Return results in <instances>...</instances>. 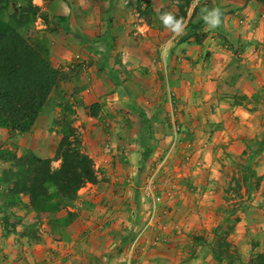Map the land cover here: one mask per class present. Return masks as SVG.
<instances>
[{
    "label": "crops",
    "instance_id": "obj_1",
    "mask_svg": "<svg viewBox=\"0 0 264 264\" xmlns=\"http://www.w3.org/2000/svg\"><path fill=\"white\" fill-rule=\"evenodd\" d=\"M178 1L32 0L47 20L43 22L38 18L40 26L37 29L48 40L52 66L59 71L61 68L69 71L67 74L70 77L74 75L73 72L80 71L79 66H84L85 61L90 68L87 72L93 80V92L96 96L84 94L86 116L82 124L77 122V126H81L78 129L81 149L94 163L97 182L87 184L79 192L86 206L77 213L78 218L71 227L73 231L75 228L79 229L80 236L64 237L60 242L46 236L42 242L33 243L14 231H3L4 228L0 225V264H72L75 253L69 248L85 244L93 245L90 250L97 249L94 256L98 258L99 264H104L105 258L109 259L108 264L120 261L129 264L133 257L148 261V246L154 243L157 245L158 236L162 235L163 242L168 241L169 244H161L156 251L150 248V254H153L155 260L162 257L173 260L179 256L180 248L176 247V242L181 236L176 237V234L182 232L184 225H188L193 202L197 203L196 198H200L198 194L203 193L200 189H207L204 186L208 183L214 185V179H224L219 174L220 164L216 153L229 145L230 151L240 154L244 149L243 140L258 137L251 132L254 127L250 117L258 114L253 107L264 110V5L245 0H192L189 15L174 34L170 32L173 28L165 23L154 26L155 17L160 19L166 10L171 9L177 13ZM190 20L198 26L194 31L188 30ZM131 32L132 35H129ZM200 32L207 33L210 41L221 36L224 42L217 43L218 45L213 42L210 45L206 41L205 46L206 42L201 45L193 37L184 40L181 49L186 48L191 65L187 76L184 72L182 75L177 70L174 71L175 79H180L182 83L181 91L177 88L175 93L165 90L162 93L145 92V99L158 97L159 104L156 107L152 104L139 107L136 104L125 113L112 111L109 115L112 123L107 119L106 126L103 125L104 119L103 123H99L102 105L97 97H101L106 81L93 74L95 66L90 67V63L98 65L99 62H106L107 66L112 67L110 72L116 79L120 73H125V69H140L139 66L151 68L156 63L159 79L167 83L166 80L171 79L168 75H172L168 68L172 65L174 69L185 67L186 62H177L175 55L169 62L157 59V51L150 48L152 42L155 39V43H158L162 39L173 43L172 40L179 34L185 33L187 38ZM170 34L173 36L172 40L168 38ZM145 48L146 51L154 52V57L144 56L142 59V50ZM201 48L204 52L211 53L213 67L218 73L222 71L223 82L229 83L230 88L224 91L227 93L226 102H218L216 98L212 99L211 93L199 91L200 67L195 58ZM78 56L81 63L76 59ZM217 57L221 59L215 60ZM68 68L71 70H67ZM216 72L210 71L208 78L216 80ZM151 76L150 85L154 83L155 74ZM217 85L214 82V90ZM213 96L220 97L215 93ZM236 96H242L247 105L234 104ZM175 100L180 107L174 104ZM95 104L99 110L97 117L90 116L89 111V107ZM186 104L187 110H183L182 107ZM172 105L175 106L174 112L179 110L177 118L172 114ZM212 108L217 111L215 114L211 112ZM120 113L122 122L115 123L112 117L116 114L119 116ZM252 113L255 114L251 116ZM41 115L42 113L32 131L26 135L32 136L31 148L38 157L52 159L57 145L45 146L43 124L46 119ZM183 116H189L191 127H194L192 140H184V127L180 123L178 129L173 125L174 118ZM157 121L160 122L158 125ZM212 124H221L224 131L214 133L210 130ZM227 126L234 129L230 136L224 134L228 132ZM207 127L209 130L201 132V129ZM222 132L224 135H221ZM45 137L49 139V136ZM189 148H192L190 153L192 151L195 155L187 160ZM180 154L183 156L178 160ZM260 159L264 164V153ZM183 160L187 162H182ZM256 171L259 176L264 174V168H256ZM178 181L186 183V187L191 186V190L181 188ZM150 186L158 188L159 193L156 189L155 192L161 197L153 224L138 242L134 238L129 243L132 237L130 235L135 229H140L141 232V227L145 225L143 222L149 219L151 201L145 193ZM263 188L264 183L260 190L263 191ZM206 192L203 198L213 199L214 192L209 188ZM139 220L142 223L137 225ZM87 237L88 239H84ZM86 258L87 253L78 257V264H87Z\"/></svg>",
    "mask_w": 264,
    "mask_h": 264
},
{
    "label": "rangeland",
    "instance_id": "obj_2",
    "mask_svg": "<svg viewBox=\"0 0 264 264\" xmlns=\"http://www.w3.org/2000/svg\"><path fill=\"white\" fill-rule=\"evenodd\" d=\"M182 1L183 0L178 1L177 7ZM10 3L9 13H13L14 9L17 10L16 13H19L26 5V0H10ZM32 5L34 6L33 3ZM165 15H171L173 21H178L180 25L183 24L184 19H186L181 18V16L179 15V10L176 13L172 12L171 9H168L164 12V16ZM187 15H189L188 10ZM164 16L162 15L160 19L156 18V16L153 25H163L164 21L162 17ZM41 17H43V20ZM38 18H40L43 22L47 21L43 13ZM38 18H36L27 27L20 28L18 32L24 37L43 38L45 39L48 46V40H46L47 38L42 33V31L37 29L38 26H40L38 23ZM149 22H151V18ZM170 32L174 34V30H170ZM132 33L133 32H131L129 35H132ZM201 33L202 32L196 34L198 36L194 39L201 45L206 41L210 43V45L213 42H216V44L224 42V39H222L221 36H216V40L210 41L208 40L207 33ZM169 37L172 40L173 36L171 34L168 36V38ZM185 38L186 34L182 33L174 37V39L172 40L173 43L167 40L163 41L162 39V41L160 40L158 41V43H155L156 40L154 39V41L152 42V46H150L152 50L154 49L155 51H157L155 53L157 59L169 62L170 58L175 55V59L177 62L180 60H184L186 62H183L185 67L183 66L174 69V66L172 65L170 69L168 68V72L170 70L172 72V75H168L169 77H171V79L166 80L167 83L165 82V80L159 79V70L156 66V63L151 68L147 66H139L140 69L135 67L125 69V73H120L121 75H118V79H116L117 77L111 74L110 70H112V67L107 66L106 62L100 63L98 61L100 58L97 60L99 62L98 65L90 63V67L95 66L94 72L92 70L93 74L99 76L101 80L106 81V84H104V89L101 92V97H97L102 105L99 123H103L106 119L109 120V115L112 111H115L116 113L123 111V113H125V111H127L129 108H132L136 104L139 105V107H142V105L144 106V104H152L153 107H156L159 104L157 100L158 97L157 99H145V97H147L145 92L154 91L155 93H162L165 90L166 92L170 91V93H175V89L177 88H179L178 91H181L182 83L180 79H175L174 71L177 70V72L181 73L182 75L184 72L185 76L190 74L191 59L187 53L186 48L181 49V45L184 42ZM115 42H117L116 39ZM135 42L137 41L135 40ZM207 42L205 43V46L207 45ZM159 48L160 50H158ZM48 49L50 55V48ZM142 54V59L144 58V56L154 57V52H151L150 50L146 51V48L142 50ZM76 59L80 61L79 58ZM195 59L196 63L199 64L200 67V80L198 82L200 93H211L212 99L216 98L218 102H226L225 95H227V93H225L224 91L228 90L230 86L228 81L223 82L221 78L222 71L218 73L216 72V68L213 67L211 53L204 52V50L201 48ZM220 59L221 57H217L215 60ZM85 62L84 66L80 64V71L78 70L77 72H73L72 75H74L71 77L67 74V72L69 71H63V68H61V81L59 84V88H57L51 94L49 100L45 105L44 112L41 115L43 116V119H46V121H44L45 124H43V138L45 146H56L60 141L61 136L58 133L60 128L58 126H54L53 123L60 118V115H62L60 114V105L62 103H65L66 101H68L67 103L72 104V110L74 111V114L72 116L74 123L72 127L75 129L76 134L80 139L78 129L81 126H77V122H81L82 124L84 117L86 116L84 108V106L86 105V103L84 104V94H91V96L93 97L96 96V94L93 92V80L90 74H88L87 72L88 69L90 70V68L87 67ZM67 70L71 69L68 68ZM210 71L218 73L216 80H211L208 78V73ZM153 74H155L154 83L150 85L152 83V80H150L149 76ZM186 78L189 79V77ZM146 79L149 80L146 81ZM143 80L145 81L143 82ZM214 82H217L218 84L215 90ZM186 86L190 90V87L188 85ZM214 93L215 95H220V97H214ZM244 100L245 99L242 98V96H236L234 99V104L247 105L246 102L244 103ZM253 101L256 102V99H253ZM177 102L178 101L175 100L174 104L176 103V105H178ZM248 104L250 105L251 103ZM178 106L180 107V105ZM182 108L183 110H187V104L183 105ZM174 109L175 106L172 105V114L177 118L176 113L179 112V110H176V112H174ZM253 109L255 110L254 112L258 111V114L253 116L255 113H252L251 116H253V118L250 117V120L252 121L251 124L254 127L251 132L255 133V135H257L258 137L246 141L243 140L242 144H244V149L240 154H234L232 151H230L229 145L222 147L221 152L216 153V155H218L217 161L220 164L219 174H222L224 176V179L223 181L214 179V185H209V183L205 184L204 187H206L207 189L209 188L210 191L214 192L213 199L203 198L204 194L207 193V189H200V191L203 193L198 194L200 198H196L197 203L193 202V208L190 209L191 218L187 222L188 225H184L182 232L176 234V237L181 236L180 238H178V242H176V247L180 248L179 256L174 257L173 260L164 257L155 260L154 256H152L153 254H150V248L156 251L155 249L161 246V244L164 246L169 244L168 241L163 242L164 236L162 235L161 237L158 236L159 240L157 245H154V243L148 246L149 248L147 253L149 252V257L148 254H146V257L149 259L148 261H145L144 259H141L139 257H133L129 260V264H144V262L145 264L148 262L149 264H251V261H254L259 254L264 255V188L263 191L260 190V188L263 187L264 174L262 176H259L256 171V168H264V164H262L260 159L264 151L263 153H261L262 151L258 150V160L252 151L254 146H256V143L260 142L264 136V110L260 107H253ZM211 112L215 114V112L217 111L212 108ZM104 114L105 116H103ZM122 118V114L120 113L119 116L117 114L114 115L112 117V120L115 123H118L122 122ZM176 118H174L175 120L173 121V125L175 126V128H180L178 124L180 123V125L184 127V140H192L194 135V127H191L190 117L183 116L179 119ZM106 122L107 121H105L103 125L106 126ZM109 122L111 121L109 120ZM125 123L127 122L125 121ZM159 123L160 122L157 121V125ZM192 124H194V122ZM201 130V132H205L206 130H209V127H207L206 129L203 128ZM210 130H213L214 133H220L221 130L224 131V128L221 127V124H212ZM227 130L228 132H225L224 134L229 136L232 135L231 132H233L234 129L227 126ZM224 134L223 132L221 133V135ZM45 136H49L50 140L45 139ZM142 137L143 136H141V138ZM228 143L230 144L231 142L228 141ZM32 144L33 140L31 135L25 134L22 136H17L11 135L4 130H0V150L7 151L8 153H10V155L14 154L16 156V159H22L29 151L37 156V154L33 152L31 148ZM191 149L192 148H189V150H187V153H189L187 155V160L190 159L193 154L195 155V153L192 154V151L190 153ZM181 156H183V154H180V156H178V160H181ZM5 157L8 158V154L5 155ZM158 157V161H160V156ZM187 160H183L182 162H187ZM56 164H59V162L53 160L51 165L54 169L58 168L56 167ZM8 166L9 163H5L4 161H2V159H0V175L2 171L8 168ZM155 183L156 181L154 182V184ZM178 183L179 185H181V188L191 190V186L186 187V183H183L182 181H178ZM155 189L158 192V188ZM79 192V199L74 203V207L67 209L68 212L75 213L76 218H74L73 222L67 227L60 226L58 229L51 230L47 225V216L42 215L37 218L35 217L34 213L28 212L27 197H22L20 203L12 204L10 202H7L5 197H3L6 192L5 188L1 187L0 225L2 228H4L3 231H5V229L8 232L14 231L21 236V234L26 231L25 226H30L31 224H33L34 227L32 228L36 232V235H39L38 238L40 239V242H42V240H44L46 236L56 242H60L64 237L68 238L70 236L72 237L73 235L80 236L79 229L75 228L73 231V227H71L78 218L77 213L84 209L83 207L86 206L84 205L83 200L81 199L82 195L80 196ZM88 210H90V208H88ZM59 216L65 217L66 214L61 211V213H59ZM81 220H83V218ZM139 223H142V221L139 220L137 225H139ZM143 223L146 224L147 220H145ZM12 224L16 225L15 229L12 228ZM77 227L79 228V225ZM133 234L130 235L132 237L130 238L131 241L129 243H131L134 238L136 239L135 242H138L142 237L140 236V229H135ZM84 239H88V237ZM92 248L93 245L86 246V244L80 247L77 245H75L74 247H70L69 250L72 249V253H75L72 264H78V257H81V255H83L84 253L88 254V258H86L87 264H99L98 258L94 256V253L97 249L94 248L93 250H90ZM215 255L219 256L220 259H215ZM108 260V258H105V261L103 260L104 264H108ZM116 264H125V262L120 261Z\"/></svg>",
    "mask_w": 264,
    "mask_h": 264
},
{
    "label": "trees",
    "instance_id": "obj_3",
    "mask_svg": "<svg viewBox=\"0 0 264 264\" xmlns=\"http://www.w3.org/2000/svg\"><path fill=\"white\" fill-rule=\"evenodd\" d=\"M192 0H183L179 6V15L186 18ZM253 1L264 5V0ZM10 0H0V130L11 135L29 134L44 112L45 105L51 94L59 88L60 71L50 62L49 49L45 39L24 37L18 30L27 27L41 16L40 9L33 6L31 0L19 13L14 9L9 13ZM43 20V17H41ZM188 30L198 28L191 20ZM193 33L185 38H197ZM60 105V118L53 124L60 130V141L52 159H41L31 151L21 159L0 150V159L9 163L0 175V188H5L7 202L17 204L22 197L28 198V212L39 218L47 216V225L51 230L60 226H69L75 213L68 212L79 199L78 192L87 184L97 182L94 164L81 149L80 140L72 127L74 111L72 104ZM90 116L97 117L98 105L89 107ZM262 149V150H261ZM258 150L264 151V136L252 149L255 157ZM8 154V158L5 155ZM53 160L59 161V167H52ZM63 211L66 216L60 217ZM33 224L25 226L21 234L30 242L39 243L40 239L33 230ZM15 229L16 225L12 224ZM215 259H220L215 255ZM251 264H264V255L259 254Z\"/></svg>",
    "mask_w": 264,
    "mask_h": 264
},
{
    "label": "built area",
    "instance_id": "obj_4",
    "mask_svg": "<svg viewBox=\"0 0 264 264\" xmlns=\"http://www.w3.org/2000/svg\"><path fill=\"white\" fill-rule=\"evenodd\" d=\"M77 58H79V57H77ZM145 194L148 197V199L151 201V205H150L149 219H148L147 223L145 224V226L143 227V229L141 230L140 236H142L151 227L153 220L155 218L157 207H158L159 203L161 202V197L156 194L155 188L153 186H150L146 190Z\"/></svg>",
    "mask_w": 264,
    "mask_h": 264
},
{
    "label": "clouds",
    "instance_id": "obj_5",
    "mask_svg": "<svg viewBox=\"0 0 264 264\" xmlns=\"http://www.w3.org/2000/svg\"><path fill=\"white\" fill-rule=\"evenodd\" d=\"M162 19L165 25L172 27L174 31H178L180 29V23L178 21L174 22L171 15H165L164 17H162Z\"/></svg>",
    "mask_w": 264,
    "mask_h": 264
}]
</instances>
